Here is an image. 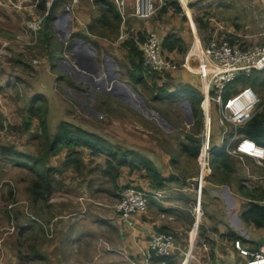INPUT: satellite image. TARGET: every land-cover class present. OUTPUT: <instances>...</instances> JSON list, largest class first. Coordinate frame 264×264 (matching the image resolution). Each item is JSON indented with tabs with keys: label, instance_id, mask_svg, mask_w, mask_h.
Instances as JSON below:
<instances>
[{
	"label": "crops",
	"instance_id": "1",
	"mask_svg": "<svg viewBox=\"0 0 264 264\" xmlns=\"http://www.w3.org/2000/svg\"><path fill=\"white\" fill-rule=\"evenodd\" d=\"M95 1H92L94 8L93 15H88L89 18L87 19L85 17L86 14H83L81 8L76 9L79 23L84 22L87 26L86 33L82 31V27H78L80 29L77 31H73V26L69 29V32H73L71 36L74 34L75 37L71 51L76 50V48H83L86 52L89 51L88 53L94 55L96 65V69L93 71L94 74L84 72L80 76V80L84 81L81 87L83 88L86 85L84 87L85 90L71 81L68 82L69 85L66 87L69 93L74 96L78 95L81 98L84 105L82 103L80 105L86 107H84L86 112L94 113L93 115L89 114L91 115L90 122L81 128L99 134L107 140H109V135L113 136L116 131H126L127 137L129 136V130L134 131L137 128V140H135L134 144L128 143L126 146L129 145L133 148L136 147L138 150L141 149L139 153L155 165L168 180L167 185L169 187L165 188L166 194L161 199H150L145 212L135 216L136 225L132 228L124 222L121 215L117 212L116 204L119 202L121 189L127 183L143 182L148 186L151 184L145 169L141 165L137 169H131L129 166L119 167L120 178L117 185H114L110 177L106 176V179L109 178L108 182L112 186V189L105 190L100 189L101 184L99 179L102 176L96 177L97 181H92L90 178L88 180V174L90 177L95 172V169H97L99 175V172L104 175L107 167V158L104 155L93 156L87 149L79 148L78 150L83 153V166L85 167L83 173L73 165H66V151L62 152L64 155L61 158V163L56 162L54 164L51 162V158L58 156L51 155L47 159V167L53 168V171L50 173L52 179L51 192L48 197V205L43 209L45 218L43 219L45 221L43 232L45 231V235H47L45 242L47 245L41 250L42 257L47 259V264H166L167 261L171 262V264H245L246 258L235 247L234 243L236 240H240L242 246L249 250L264 247V224L259 226L255 222L244 218V213L249 210L251 202L264 206L261 203L264 196V170L256 166L264 167V165L258 164L253 157L245 156L244 159L236 157L239 159V164L242 162V166H237V160L235 161L232 157L233 155H230L235 163L234 174L231 176V179L227 180H221L222 178L218 174L216 177L212 176L211 180H208V184L203 189L198 211V203L197 199H195L196 193H193V189L188 184L180 183L179 179H181V176H178L176 173L177 168H187L184 165L185 160L181 159L180 161L178 158L190 156L185 150V146H189L190 144H188L187 140L180 141L179 143L174 138L173 147H167L166 145H162L166 135L160 133L156 134L158 135L157 139L151 140L150 134L147 133L149 130H147L143 123V119L140 116L135 118L134 116L137 113L131 109V107H136L139 111L147 113L145 98L143 94L138 92L140 89L136 87L129 75V47L126 40L131 39L130 35L133 34H145L147 26H150L159 31L163 37L171 32H176L182 36L186 43L187 40L184 33L186 28L182 27L183 23L179 15L175 14L171 16L172 11L168 10V12L162 13L161 19H151L146 22L133 15L135 11L134 0H128L126 15L121 21L118 36L111 37L109 29L105 31L106 36H102L99 32V29H102V27H94L92 29L90 26L93 24V20L99 18L101 15ZM181 2L185 6L186 12L190 15V8L186 7V0H181ZM0 5L11 13H14L12 10L18 11L13 7L4 6L1 2ZM65 14L68 15L67 21H62L61 15ZM71 17L68 13H61L58 17L55 16L53 22L56 25L60 24L63 26L65 22V26H67L68 22L71 21ZM192 26L194 27V25ZM42 28L43 24L40 29L41 36L43 33ZM56 29L57 26L55 27ZM131 29H134V31H131ZM122 34L123 37H121ZM63 42L67 43V40H63ZM100 48L102 49V56L98 57V53L101 51L99 50ZM201 48V41L196 34L194 46L189 55L200 54L202 52ZM166 53L171 58L177 60L181 57L177 50L166 51ZM125 60L128 61V72L124 75L121 67L119 69V63H124L123 61ZM13 63L16 67L21 65L18 61H14ZM199 63L200 61H198L197 67L189 65L188 68L173 72L172 76L182 83L180 85L182 86L181 90L185 91L192 87L199 89L200 77L194 72L199 71ZM6 64L9 68L13 66L9 62ZM3 71L0 70V89L14 86L11 80L8 81L3 78L1 72L5 74V70ZM263 71H253L251 75ZM35 72L38 71L36 70ZM21 76L27 81L26 85L24 83L21 86L20 91H22V96L27 100V105L30 106L28 109L31 108L34 95L38 93L44 95L47 101L55 97L59 99V96L55 94L54 87L53 93L46 94L44 92L47 90V81L48 83L52 82L54 86L55 79L53 77L50 80L47 74L40 73L37 76L23 73ZM144 80L146 81L145 75ZM142 85L144 84H138L137 86L140 87ZM251 87L254 88V86ZM255 88L260 95L259 99L262 100V97H264V79L258 81ZM175 91L176 89L174 92L169 89L165 95L156 94L155 99L156 101L167 97L170 99V96ZM135 94L141 100L142 108L140 107V103H138L139 101H135ZM178 103L180 104L181 101ZM205 104L207 105V109ZM16 105H19L23 110L27 109L24 101ZM203 105L208 117V98L204 101ZM152 112L156 115L155 111ZM95 113L100 118L95 117ZM215 119L216 117L213 118L214 121ZM130 122L134 123L130 124ZM165 123L170 125L166 121ZM49 125L50 127L52 126L51 123ZM215 130L216 127H214L213 144L220 147L223 144V140L220 138V128L218 127V130ZM153 131L156 133L155 129ZM110 140L114 144V140ZM176 151L178 157L174 155ZM26 154L37 156L29 152ZM191 159L195 161L196 158L191 156ZM5 160L10 161L6 158ZM244 160L252 163V168L247 167L243 162ZM179 164L180 166H178ZM250 169L257 170L250 171ZM86 170H89V173ZM237 171L240 173L239 176L236 175ZM63 175H65L63 186L66 187V190L63 191L65 194L62 197L64 202L54 203L53 200L51 202V195L54 190L53 184ZM244 176H246V181L241 186L239 180H243ZM191 179L188 178V180ZM96 182L98 184H95ZM98 191H103L105 195L100 198L101 196H99ZM107 194L112 201L107 198ZM52 211L55 214H59L55 217L58 219L56 224H53L54 221L50 219L53 218V215L51 217L49 215ZM30 227L33 229L34 224H31ZM163 230L174 235L176 252L174 255L166 257L164 262L150 252L148 248L150 236ZM190 236L191 239H189ZM3 247V245L0 247V263L7 264V254L5 255L2 251ZM52 257L56 261L55 259L52 260Z\"/></svg>",
	"mask_w": 264,
	"mask_h": 264
},
{
	"label": "rangeland",
	"instance_id": "2",
	"mask_svg": "<svg viewBox=\"0 0 264 264\" xmlns=\"http://www.w3.org/2000/svg\"><path fill=\"white\" fill-rule=\"evenodd\" d=\"M92 1L80 0V4L75 7L74 11L71 13V21L68 22L67 26H65V22L64 26L60 24L56 25V23L53 22L51 38L48 40L41 37L40 29L42 25L38 28L37 40L35 39L34 33L27 26V23L33 17L40 16L46 11L45 7L43 8L46 0H30L25 4L22 11L12 10L14 13L5 10L4 7L0 5V70H5V74L3 73L4 71L1 72L3 78L8 81L11 80V83L14 84V86H10V88L5 87L6 89H0V95H2L0 97V113L4 119L3 127L0 128V143L8 146H15L16 149L23 154L29 152L39 155L40 150L43 151V149L40 146V140L35 139L34 136L36 134H39L40 136L41 118L47 121L51 138H53L59 124L63 121H71V124L74 126L78 125V127L85 126L90 122V116L94 113L91 114L92 112H86L84 110L85 106H83L84 102L81 98L78 95L74 96L69 93L66 87L69 85L68 82L71 81L78 87L82 88L81 86L84 84V81L80 80V76L84 72L94 74L93 71L96 69L94 55L88 53L89 51L86 52L83 48H76V50L71 51L75 37L74 34L71 36V33H73L72 31L69 32L70 27L73 26V31H77L80 29L78 27H82V31L86 33L87 26L84 22L79 23L76 9L81 8L83 14H86L85 17L87 19L89 18L88 15H93L94 8ZM169 1L170 3L177 1L180 5V10L175 6L169 7V5L166 4L162 9L167 8L168 10H171V16L178 14L183 23L182 27L186 28L184 33L187 42L185 43L184 49L178 53L181 56L179 57V60L174 59L179 65L186 61L189 52L194 46L196 35L192 32V25H194L198 38L202 41L201 45L203 46L207 43L210 36L216 32L218 24L222 25L224 29L219 31L217 35L219 34L220 37L227 38L233 44L240 45L241 47H251L264 42V6L259 0H192L188 6L190 8V15L186 12L181 0H166V2ZM66 5V1L58 2V7L55 10L56 17H58L59 14L66 12ZM162 13L163 11L159 10L152 20H156L157 18L161 19ZM67 17V14L61 15V20L65 21ZM56 26L57 29L55 30ZM143 36L146 38V34H143ZM63 40H67V43H64ZM4 42H6V45L2 47ZM99 50L101 51L98 53V57L102 56V49L100 48ZM59 57L62 58L60 59ZM197 58L198 57L196 56L192 58L191 64L193 67H197ZM35 60L37 63L34 62ZM14 61H21L24 63L19 65V67H16L13 65ZM8 62L11 64L13 63L11 68L6 64ZM123 62L124 63H119V69L121 67V71L122 73L124 71L123 74L125 75L128 70L132 69V66L130 63L129 69L127 70L128 61L125 60ZM181 69H183L182 66L179 70ZM36 70L38 72H35ZM194 72L197 74L196 71ZM23 73L33 76H37L38 73L47 74L50 80H52V77L55 79L54 86L52 82H46L47 90L44 92H46V94H51L53 93L54 87L55 94L59 96V99L58 97L51 100L48 99V101L46 99L45 103L40 108L42 111L39 110L40 114L38 116L30 117V109H28L30 106L27 105L28 102L22 96V91H20L21 86H23L24 83L26 85L27 82L21 76ZM151 73L152 74L149 72L145 73L146 83L144 85L140 87L136 85L141 91L138 92L143 94V97L145 98L147 113L139 111L136 107H131L133 105L130 106L131 109L137 113L134 117L136 118L140 116V118L143 119V123L147 130H149L147 133L150 134V139H157L158 135L156 134L158 133L166 135L162 145H166L167 147H173L174 138H176L179 143L180 141H186L187 136H192L196 141L199 139L202 141V130H204L205 127V118H203V125L201 128L198 127L194 119L191 120L189 116V106L185 103H178L179 101L186 100L183 98L185 96L177 100L168 99V97L162 98L160 101H156L155 99L156 94L165 95L169 89L172 90V92L176 89V95H182L183 90H181L182 86H180L182 83L172 76L173 72L158 74L151 71ZM153 74L156 75V78ZM263 79L264 71L260 73L256 72L252 75L242 74L230 84L228 90L232 94L231 96H233L239 93L243 88L251 86H254L255 88L257 82L262 81ZM85 86L86 85H84V87ZM84 87L82 88L83 90H85ZM254 88L253 90L259 98L260 95L256 91V88ZM133 89H135V87H133ZM38 94L34 95L31 107L35 104L34 98H36L35 96ZM134 97L135 101H139L137 102L140 103V107L142 108L143 105L141 104L138 95L135 94ZM23 101L27 108L24 110L19 105H16ZM212 102V104H216L213 95ZM81 103L83 105H80ZM263 105L264 97H262V100L259 99L256 110ZM205 107L207 109L206 104ZM45 110L47 111L45 112ZM212 110L213 118H215L216 109L214 108ZM152 111H155L156 115L153 114ZM94 116L100 118L96 113ZM165 121L170 125L165 123ZM50 123L52 124L51 127L49 125ZM132 123L134 122H130V124ZM27 124H30L29 130H27ZM153 129L156 130V133H154ZM216 130H218V127ZM121 131L122 130L116 131L113 136L109 135L108 137L109 140H114V144H121L115 145V148L120 151V154L129 150L141 154L139 153L141 152V149L138 150L136 147L133 148L129 145L126 146L128 143L134 144L135 140H137L138 129L136 128L134 131L129 130L130 137H126V131ZM188 144H191L190 141H188ZM62 151L57 154L58 156L51 158V162L54 164L56 162L61 163V158L64 155ZM174 155L177 156V151ZM232 157L235 161L237 160V166H242V162L239 164L238 158L234 156ZM181 159L185 160L184 165H186L187 168H177L176 173L178 176H181L179 181L185 185L188 184L193 189V193H196V185L194 184L195 182L197 184L200 170L198 160L196 158L194 161V159H191V156L178 158L180 161ZM243 162L247 167L252 168L253 164L248 160H244ZM178 166H180V164ZM256 166L264 170V167L259 165ZM80 168L79 171L83 173L85 167L83 166ZM255 170L250 169V171ZM86 171L89 173V170ZM96 173L97 169H95V172L90 177L88 174V180L90 178L92 181H97L96 177L102 176V178L99 179L101 184L100 189H112V186L109 185L108 182L109 178H105L106 176L109 177L106 171H104V175L101 172H99L100 175ZM239 174L240 173L237 171L236 175L239 176ZM64 176L65 175L60 176V179H58L57 182H54L51 202L52 200L54 203L64 202V199H62L65 194L63 191L66 190V187L63 186ZM238 176L236 177L238 178ZM246 176L243 177V180H239L241 184L246 181ZM35 177L36 175L29 169L16 165L12 160L6 161L5 158L0 156V245L4 246L2 251L5 255L7 254V264H47L46 258H38V255H42L41 250L47 245L45 244L47 235H45V231L43 232L45 221L35 214V211L31 206L30 194L27 191V187ZM188 178L192 179L188 180ZM95 184H98V182ZM98 193L99 196H101L100 198L105 195L103 191H98ZM107 198H109L108 194ZM109 199L111 200V198ZM143 212L145 211L133 215L135 225V216ZM49 215L50 217L53 215V218L50 219L54 221L53 224H56L58 219L55 217L59 214H55L52 211ZM34 217L38 218V220L32 221ZM31 224H34L33 229L30 227ZM40 225L42 227H40ZM175 253L174 249L172 255ZM51 259L53 260L55 258L52 257ZM166 264H171V262L167 261Z\"/></svg>",
	"mask_w": 264,
	"mask_h": 264
},
{
	"label": "built area",
	"instance_id": "3",
	"mask_svg": "<svg viewBox=\"0 0 264 264\" xmlns=\"http://www.w3.org/2000/svg\"><path fill=\"white\" fill-rule=\"evenodd\" d=\"M30 0H0L4 6L13 7L22 11L25 4ZM67 2L65 13L71 16L75 7L80 4V0H46V11L33 17L28 23V28L34 33L35 39H38V28L41 27L45 17L52 9L55 2ZM116 4L122 19L125 18L128 0H113ZM192 0H186V7ZM264 6V0H259ZM135 7L133 15L137 18L148 22L155 14L165 5L164 0H134ZM184 6V5H183ZM185 8V6H184ZM217 30L210 36L207 43L201 45L202 54H188L186 61L181 65L168 56L163 47V35L153 27L145 30L146 38L138 42L142 52L143 63L146 68L158 74L175 72L192 65V58L198 57L199 71L196 73L200 77V86L204 94L202 109L205 118V127L203 139L201 141V150L198 155L200 166L199 176L196 184V199L198 211L201 203L203 189L208 184V176L212 173L210 162L211 142L214 134V127L220 128V138L224 142V137L230 128H233V135L228 141L227 152L230 155L244 159L245 156L253 157L260 165H264V145L258 144L253 139L240 134L237 128L248 122L256 111L259 98L251 87L243 88L239 93L224 100V92L228 85L239 75H251L253 71L264 70V42L251 47H241L233 44L225 37H220L217 33L224 29L222 25H217ZM193 34H197L195 27L192 26ZM134 31V29H131ZM123 37V34L122 36ZM201 41V40H200ZM202 43V41H201ZM6 42L2 44V47ZM193 48V47H192ZM37 63V61H34ZM212 95L216 104H212ZM208 98L209 112L208 117L204 108V101ZM216 109V119L213 120L212 109ZM208 119V120H207ZM216 122V123H215ZM218 123V126H217ZM212 137V138H211ZM166 194V190H153L149 185L143 182L130 183L121 192L119 202L116 204V210L121 215L124 222L132 228L135 227L133 215L145 211L151 198L161 199ZM264 205V198L261 200ZM191 239V236H190ZM235 247L240 254L246 258L245 264H264V247L256 250H249L243 247L240 240L235 241ZM150 252L164 259L172 255L175 249V237L172 233L156 232L148 240ZM1 264V263H0Z\"/></svg>",
	"mask_w": 264,
	"mask_h": 264
},
{
	"label": "trees",
	"instance_id": "4",
	"mask_svg": "<svg viewBox=\"0 0 264 264\" xmlns=\"http://www.w3.org/2000/svg\"><path fill=\"white\" fill-rule=\"evenodd\" d=\"M166 5L175 6L180 10V5L177 1L174 3L166 2ZM95 4L98 5V9L101 12L99 18L93 20V24L90 25L92 29L94 27H102L99 29V32L102 36H106L107 27L111 32L110 36H118V30L121 25L122 17L119 13L116 4L113 0H96ZM165 6V5H164ZM163 6V7H164ZM58 3L55 2L50 12L44 19L42 36L44 39L48 40L51 38L52 23L56 16V8ZM162 7V8H163ZM160 9L163 13L168 12V9ZM165 10V11H164ZM131 39L126 40L127 46L129 47V60L132 66V69L129 70V75L131 80L135 85L145 84L144 80L145 73H151V70L145 67L142 58V52L138 46V42L144 40L143 33L138 35H130ZM184 40L180 34L176 32H171L165 37H163V47L166 51L178 52L182 51L185 47ZM22 65L21 61H18ZM153 72V71H152ZM156 73V72H154ZM156 78V75L153 74ZM237 79V78H236ZM235 81V80H234ZM233 82V81H232ZM231 82V83H232ZM230 83V84H231ZM228 85V87L230 86ZM224 92V100L226 101L231 97V93L228 90ZM182 95H169L170 99L177 100L183 97L188 99L191 102L192 112L194 120L197 123L198 127L201 128L203 125L204 112L202 109V101L204 99V94L202 92L201 86L197 88H189L185 91H182ZM34 98L35 104L30 108V117L38 116L40 111H42L41 106L45 103L46 98L42 94H38ZM262 107V108H261ZM257 109L251 119L243 125H240L237 128V131L254 141L258 144L264 145V105ZM47 110H45L46 112ZM44 113V112H43ZM3 116L0 113V128L3 127ZM41 121V133L34 136L35 139L40 140V146L43 151L40 150V154L37 156L23 154L16 149L15 146H8L6 144L0 143V156L15 162L16 165L29 169L36 177L31 181L27 187V191L30 194L31 206L35 211V214L38 217L44 218V207L48 204V197L51 192V172L53 168L47 167V159L51 155H57L62 150L66 151V165H73L77 168L83 167V153L78 149L83 148L87 149L93 156L104 155L107 158V168L106 173L109 175L111 181L114 185H117L120 178V168L121 166H129L131 169H137L141 165L149 178L153 190H166L165 188L169 187L167 185V179L160 173V171L155 167V165L146 157L132 152L131 150L127 152H122L115 148V145L112 144L109 140L102 137L99 134L94 132L87 131L81 127L74 126L70 122L63 121L59 124L56 134L51 138L49 134L48 124L45 119H40ZM30 124H27V130H29ZM233 128H230L227 131L224 142L222 146L217 147L214 143V136L211 142V152H210V162L212 166V173L208 176V180H211V177H216L217 174L221 176V180L231 179V176L235 171V163L231 159L230 154L227 152L228 141L233 135ZM187 140L190 141L189 146H185V150L190 156L198 158V155L201 150V141L194 140L192 136H187ZM63 152V151H62ZM31 163H30V162ZM81 170V168H80ZM241 184V183H240ZM130 183H127L123 188H125ZM196 185V184H194ZM242 186V184H241ZM264 196L262 197V199ZM196 199V196H195ZM250 208L244 213V218L248 221H253L257 225L264 224V206L256 204L255 202L250 203ZM38 218L34 217L33 221H37ZM40 227H42L40 225ZM167 232L163 230L162 232ZM38 258H43L42 255H38Z\"/></svg>",
	"mask_w": 264,
	"mask_h": 264
},
{
	"label": "water",
	"instance_id": "5",
	"mask_svg": "<svg viewBox=\"0 0 264 264\" xmlns=\"http://www.w3.org/2000/svg\"><path fill=\"white\" fill-rule=\"evenodd\" d=\"M183 103H186V104H188V106H189V109H190L189 116H190L191 120H193L191 102H189V101L186 99V100H183V101H181V103H180V104H183Z\"/></svg>",
	"mask_w": 264,
	"mask_h": 264
}]
</instances>
